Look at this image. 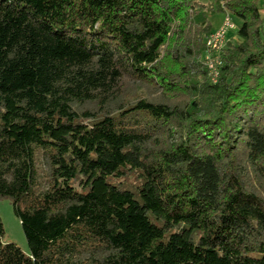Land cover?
<instances>
[{
    "label": "trees",
    "instance_id": "trees-1",
    "mask_svg": "<svg viewBox=\"0 0 264 264\" xmlns=\"http://www.w3.org/2000/svg\"><path fill=\"white\" fill-rule=\"evenodd\" d=\"M127 78L167 101L111 107ZM0 198L29 247L0 217V264H264L260 0H0Z\"/></svg>",
    "mask_w": 264,
    "mask_h": 264
},
{
    "label": "rangeland",
    "instance_id": "rangeland-1",
    "mask_svg": "<svg viewBox=\"0 0 264 264\" xmlns=\"http://www.w3.org/2000/svg\"><path fill=\"white\" fill-rule=\"evenodd\" d=\"M204 5L208 8L216 10L217 3L220 0H200ZM260 7L264 8V0H260ZM226 13L214 11L213 14L209 15V24L210 30L215 31L220 28L222 25ZM232 21L235 25V29L230 31L228 34V39L237 44L240 42V38L237 35V31L242 24V20L235 15H232ZM150 99V100H157V101H167V97L161 93V90L152 85L146 84L142 82H137L133 79H125L122 83L119 93L113 97V102L111 107L117 108L120 106L121 103L125 102L126 100L135 101L137 99ZM183 99V98H181ZM174 100L177 101L176 103H182L184 100ZM172 101V102H174ZM85 108V107H84ZM174 129V128H171ZM175 134L172 135V139L169 140L174 141L175 139L180 138L182 135V130L179 127H175ZM40 172L44 177L45 174L48 173V169L45 167L44 163H40ZM0 217L4 225V235L2 241L4 243H14L19 248H21L26 254L29 253L28 243L21 225L20 220L16 217L14 213V208L10 199L7 198H0Z\"/></svg>",
    "mask_w": 264,
    "mask_h": 264
},
{
    "label": "built area",
    "instance_id": "built-area-1",
    "mask_svg": "<svg viewBox=\"0 0 264 264\" xmlns=\"http://www.w3.org/2000/svg\"><path fill=\"white\" fill-rule=\"evenodd\" d=\"M235 29L232 17L226 13L224 21L218 30L211 32L206 39L204 64L213 83H217L222 65L221 53L226 46L228 34Z\"/></svg>",
    "mask_w": 264,
    "mask_h": 264
}]
</instances>
